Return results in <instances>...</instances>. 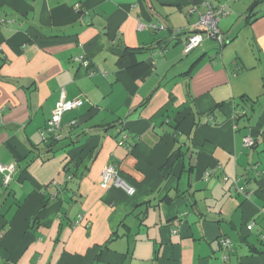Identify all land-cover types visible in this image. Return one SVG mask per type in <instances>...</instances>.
Wrapping results in <instances>:
<instances>
[{"label": "crops", "instance_id": "0c3cea01", "mask_svg": "<svg viewBox=\"0 0 264 264\" xmlns=\"http://www.w3.org/2000/svg\"><path fill=\"white\" fill-rule=\"evenodd\" d=\"M206 1L0 0V264H264V0L184 54Z\"/></svg>", "mask_w": 264, "mask_h": 264}, {"label": "built area", "instance_id": "2783aa9c", "mask_svg": "<svg viewBox=\"0 0 264 264\" xmlns=\"http://www.w3.org/2000/svg\"><path fill=\"white\" fill-rule=\"evenodd\" d=\"M77 7V5H76ZM190 12L197 11V20L195 26L197 27L198 31L193 32L192 34L188 35L187 38L183 41L182 51L184 54L189 53L195 47L199 46L200 43L203 41L205 37L216 40L219 44L223 43L222 33L218 27V22L222 16L226 15L229 12V7L227 5V0L223 2L215 3V0H207L204 3V8L202 11H199L196 6L189 9ZM146 25L139 22L137 25L138 29L145 28ZM152 30L157 29H164V25L162 24H151L148 26ZM176 32L171 34L172 38H175ZM73 60L80 62L83 66L87 67L89 64L88 59L83 55L79 54L73 57ZM81 104V100L79 99H72L68 100L65 99L64 93L61 94L59 100L56 102L51 116L48 119L46 126L40 131V137L43 141L49 136H52L54 139H60V120L65 111L71 110ZM253 140L251 137L244 138V145L250 146ZM14 169V164L3 165L0 163V171L3 174L2 177V184L7 185L10 174ZM206 175L209 174L207 171ZM70 175L66 176V179H70ZM236 183V180L234 181ZM114 184L118 186H122L128 194L133 193V188L127 185L121 177L118 176L116 167L113 164L106 165L101 171V181L100 186L102 188H106L108 185ZM235 188L239 192H244L245 188L243 186H236ZM247 229L252 227L251 224L246 226ZM0 232V236H1ZM220 245L223 246L225 249H230L232 246L231 240L226 237L222 236L219 239Z\"/></svg>", "mask_w": 264, "mask_h": 264}, {"label": "trees", "instance_id": "16d2710c", "mask_svg": "<svg viewBox=\"0 0 264 264\" xmlns=\"http://www.w3.org/2000/svg\"><path fill=\"white\" fill-rule=\"evenodd\" d=\"M263 0H255L254 2H252V4H251V7H250V9L251 8H253V7H255L259 2H262ZM176 32V34H175V38H176V36L178 35V33H179V31H175ZM174 33V32H173ZM174 38V39H175ZM223 42H224V40H223ZM222 45H223V43L222 44H220V47H222ZM245 100H249V99H244V101ZM253 140V139H252ZM60 141V139H54L52 136H49L47 139H46V143H45V145H46V148H47V151L48 152H55L56 151V145L58 144V142ZM254 143V141L252 142V144ZM251 144V145H252ZM180 155H178L177 154V152H174V153H172L169 157H168V159L165 161V163L162 165V168H161V171H162V175H163V177H167L169 174H170V172H171V169H172V166H173V164H174V162L178 159V157H179ZM67 167V165L65 166V168ZM222 237V236H221ZM220 237V238H221ZM219 238V239H220ZM218 239V240H219ZM223 247V246H222ZM255 251V250H254Z\"/></svg>", "mask_w": 264, "mask_h": 264}, {"label": "rangeland", "instance_id": "374dc122", "mask_svg": "<svg viewBox=\"0 0 264 264\" xmlns=\"http://www.w3.org/2000/svg\"><path fill=\"white\" fill-rule=\"evenodd\" d=\"M244 16L245 15H242V20H243V18H244ZM222 19V18H221ZM207 37H205L204 39H206ZM210 39V38H209ZM238 39H240V38H237V40L236 41H238ZM210 40H212V39H210ZM204 41V40H203ZM213 41V43H214V46H216V47H218L219 46V42L218 41H214V40H212ZM245 40L243 39V42H236L239 46H240V50H239V53H240V56H241V58H242V44H245ZM202 43V42H201Z\"/></svg>", "mask_w": 264, "mask_h": 264}, {"label": "water", "instance_id": "95a60500", "mask_svg": "<svg viewBox=\"0 0 264 264\" xmlns=\"http://www.w3.org/2000/svg\"><path fill=\"white\" fill-rule=\"evenodd\" d=\"M196 31H198V30H196Z\"/></svg>", "mask_w": 264, "mask_h": 264}]
</instances>
